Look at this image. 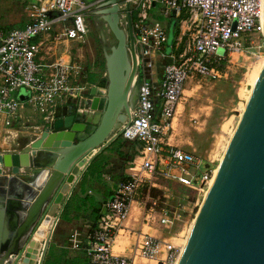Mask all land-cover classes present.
I'll return each instance as SVG.
<instances>
[{
	"label": "built area",
	"instance_id": "built-area-1",
	"mask_svg": "<svg viewBox=\"0 0 264 264\" xmlns=\"http://www.w3.org/2000/svg\"><path fill=\"white\" fill-rule=\"evenodd\" d=\"M97 2L31 0L25 6L23 26L0 30L1 127L36 130L51 123L68 103H76L79 111L84 110L79 104L86 98L90 85L82 81V65L64 55L50 61L45 58L51 48L48 40L84 41L88 30L86 15ZM126 2L130 3L132 16L137 98L130 119L122 124L117 138L135 143L136 154L129 162L127 177L117 182L112 196L103 203L89 233L86 254L89 264H135L136 258L174 264L180 245L168 239L133 231L129 256L113 252L114 239L136 200L143 208L145 224L169 229L179 222L178 209H172L157 195L161 187L159 179L205 193L203 190L213 174L209 163L201 171L204 160L170 144L169 132L189 79L225 76L233 56L248 66L262 57L260 0H124L123 3ZM156 3L163 16L179 19L183 31L184 39L169 48H166V28L150 16ZM122 16L126 25L125 11ZM35 114L39 115V121L34 122ZM81 244L79 232L73 229L67 247L78 249Z\"/></svg>",
	"mask_w": 264,
	"mask_h": 264
},
{
	"label": "water",
	"instance_id": "water-1",
	"mask_svg": "<svg viewBox=\"0 0 264 264\" xmlns=\"http://www.w3.org/2000/svg\"><path fill=\"white\" fill-rule=\"evenodd\" d=\"M85 1H98L96 16L107 25L116 43L103 51L105 73L97 82H88L86 98L79 104L83 111L76 103L65 106L51 123L36 129L38 135L21 144L20 151L0 153L2 259L12 249L20 214L32 211L36 220L26 240L42 226H49L41 235L44 245L38 264H42L53 227L73 187L91 161L118 137L137 98L130 3ZM122 11L126 29L120 25ZM259 15L264 36V0H260ZM84 157V166L68 186L67 177ZM44 169L47 174L42 187L21 177ZM23 248L16 249L12 264H17ZM176 264H264V68L204 193Z\"/></svg>",
	"mask_w": 264,
	"mask_h": 264
},
{
	"label": "rangeland",
	"instance_id": "rangeland-1",
	"mask_svg": "<svg viewBox=\"0 0 264 264\" xmlns=\"http://www.w3.org/2000/svg\"><path fill=\"white\" fill-rule=\"evenodd\" d=\"M26 2L27 0H0V30L9 25V16L11 17L12 15L13 19L19 16L17 12L19 10L25 13ZM10 5L12 8H10ZM93 16L92 24L87 27L88 30L82 50V60L84 62L82 64L84 71L82 81H88L89 83L96 82L100 79V76H104L103 51L109 50V47L116 43L115 37L103 20L99 19L96 13ZM159 21L161 22L160 19ZM10 22L13 23L14 21L10 20ZM88 37H91V40L89 39L90 49L86 40ZM261 53L263 57L264 49ZM257 64L258 61L248 66L247 62L244 63L241 58L233 56L232 63L227 64L228 69H226L225 76L219 78H200L199 76H194L186 82L184 98L178 105L177 114L172 123L173 129L169 132L170 143L189 150L196 157L203 159L204 161L200 165L201 171L204 170L205 163H209L211 171L218 166L228 140L240 119L242 105L245 104L252 85L250 83V73ZM25 111L28 113L27 109ZM14 127L18 130V132L16 131L17 133H14V130L0 126L1 154L20 151V144L17 145V143L23 140L30 130H33L31 127ZM11 129L13 128L11 127ZM105 148L103 154L110 157L109 162L112 164L110 169L113 166L116 167L119 172L117 174V171H115V174L120 176L123 167H125L124 165H129L128 161L134 157L131 156L134 151L133 146L117 140L111 142ZM86 169L79 177L73 189L77 187V184L79 186L80 181L85 178ZM4 171L5 173H9L7 168H4ZM158 182L161 187L158 188L157 195L161 199H165L172 209H178L180 220L169 229L160 225L157 226L163 231V237H166L174 244L184 245L204 193H197L190 188L168 180L159 179ZM162 195L165 197L163 198ZM144 231L149 232V229L145 227ZM129 242L130 240H118L121 246L120 249ZM48 260L49 258L45 252L42 264ZM141 261L144 264H156L154 260L141 259ZM31 264H36V260L34 259V263ZM157 264H161V262L159 261Z\"/></svg>",
	"mask_w": 264,
	"mask_h": 264
},
{
	"label": "crops",
	"instance_id": "crops-1",
	"mask_svg": "<svg viewBox=\"0 0 264 264\" xmlns=\"http://www.w3.org/2000/svg\"><path fill=\"white\" fill-rule=\"evenodd\" d=\"M29 1L31 0H27L26 5ZM119 2L121 3V5H124L123 3L124 0H119ZM155 7H157V9H155ZM10 8H12V6ZM159 9L160 6L158 3H156L153 6L152 10L150 11V16L153 19H157V20L160 19L162 24L166 28L167 37H168L166 48H169V45H173L176 41H179L182 38L184 39V37H182L183 31L180 28L178 18H176L173 15L163 16L160 13ZM96 11L97 8L95 6V8L89 14L86 15V22L88 27L92 24V18L94 19L93 14L96 13ZM17 12L19 16L15 17L14 19L12 18L13 17L12 15L11 17L9 16V23H8L9 25H6L1 30H8L13 27L24 25L26 21V12L25 13L21 12V10ZM10 20H13L14 22L12 23L10 22ZM90 38L91 37L86 38L89 49H90V45H89ZM84 41L80 42L77 40H62L57 42L54 40H48L47 43L50 44L49 46L51 48L45 60L50 61L55 59L59 55H64L70 60L77 61L82 65L84 63L82 60V56H83L82 50H83ZM83 77H84V71H83ZM99 78H101V76ZM86 82L88 83V81ZM69 104L71 103H68L66 108H68ZM65 106L66 105L62 106L60 109L61 110L64 109ZM32 118H34V122L39 121L38 114H35ZM17 132L14 130V133ZM28 133L29 134L26 137H24L23 140L17 143V145L28 144L30 140H32V138H35V136L38 135L36 130L30 131ZM169 142H170V137H169ZM109 159L110 157L107 159L108 163H105V165L103 166L102 169L103 171L101 176L99 173L97 175L95 173L87 174L85 179H83L84 180L83 183H81L80 181L79 186L77 184V187H75V189H73L72 191L73 193L71 192V196L69 195L68 199L66 200L63 209L53 227L51 237L48 242V247L46 249V255L48 256L49 261L62 259V260H78L77 262L79 264L89 263V258L86 254V246L89 240V233L95 227L97 219H95L93 216V206L90 203V201L87 200V197L88 199L91 198L93 203L98 205L100 207V210L102 211L103 203L109 197L112 196L114 189L116 188L117 182L121 178L127 177V173H128V165L127 166L124 165L125 167H123V170L121 172L122 174H120V176H117L119 171L114 166L110 169V166L112 164L109 162L110 161ZM129 162L130 160L128 161V164ZM115 171H117V174H115ZM137 199H139V197H137ZM100 210L98 211V214ZM142 215H143V208L142 206H140L139 201L136 200L131 205L128 219L123 223L122 227L120 228L118 234L114 239V243L112 246L114 253L124 254L128 256L131 255L130 246L134 240V235L131 232L133 231L141 230L143 232L151 234L152 236L167 239L166 237H163V231H161L158 228L157 224L154 223H152L151 225L145 224L143 222ZM145 227L149 229V232L144 231ZM73 229H76L79 232L80 238L82 240V244L78 249H71L67 247V240L69 234ZM118 240H130V242L128 244H125L122 247V249H120L121 246L120 243H118ZM141 259L143 258H136L135 264H144L141 261Z\"/></svg>",
	"mask_w": 264,
	"mask_h": 264
},
{
	"label": "bare ground",
	"instance_id": "bare-ground-1",
	"mask_svg": "<svg viewBox=\"0 0 264 264\" xmlns=\"http://www.w3.org/2000/svg\"><path fill=\"white\" fill-rule=\"evenodd\" d=\"M263 68H264V56L262 58H260V60H258V64L255 66V68L250 73V81H251L250 83L252 85H251V89L249 91V94L247 95L246 102L250 96L252 87L254 86V84H255L256 80L258 79ZM246 102H245V104L242 105L240 117L244 111ZM221 159H222V156H221ZM86 160H87V157H84L81 161H79L74 166L71 173L67 177L66 182H67L68 186H70L72 181L80 173V171H81L82 167L84 166ZM219 163H220V161H219ZM219 163H218V165H219ZM217 167H216V169L213 170L212 179L209 181V183L212 182L213 177L216 173ZM46 174H47V170L44 169L40 173H38L37 175H34L32 173H22L21 177L24 180H26L27 182L33 181V184H37L39 187H42L44 182H45L44 178L46 177ZM206 189L207 188H204L203 192H205ZM200 206H201V203H200ZM200 206H199V208H200ZM198 211H199V209H198ZM197 214H198V212H197ZM19 219L20 220L18 223V230H17L15 238L12 241V249L9 250L8 256L6 258H4V259H2V257L0 258V264H12L15 261V256L17 253L16 249L23 247V246H24L23 252H22L21 257L17 261V264H31V263H34V259L36 260V264H38V261L41 257V250H42L43 245H44V240L41 237V235L46 234V232L49 230V226L48 227L42 226V229L40 228L36 233L32 234L30 240H26V238L28 237V234H29V232H30L35 220H36V215L32 211L22 212L20 214ZM194 221H195V219H194ZM189 232H190V230H189ZM189 232H188V235H189ZM186 240H187V238H186ZM186 240H185V242H186ZM185 242H184V244H185ZM183 247H184V245H180V253H181ZM179 256H180V254L178 255L176 262L174 264L177 263Z\"/></svg>",
	"mask_w": 264,
	"mask_h": 264
},
{
	"label": "trees",
	"instance_id": "trees-1",
	"mask_svg": "<svg viewBox=\"0 0 264 264\" xmlns=\"http://www.w3.org/2000/svg\"><path fill=\"white\" fill-rule=\"evenodd\" d=\"M117 140H120L119 138H116L115 140H113V141H117ZM112 141V142H113ZM121 142H123V143H129V144H131L132 146H133V148H134V151L132 152V154L133 155H131L132 157L135 155V153H136V150H135V143H133V142H128V141H121ZM118 143V142H117ZM106 149V148H105ZM104 150V149H103ZM103 150L92 160V162L88 165V167H87V170H86V175L87 174H100V176L102 175V169H103V166L105 165V163L107 162V159L109 158V156L108 155H106V154H103ZM86 175H85V177H86ZM126 177H123V178H121L120 180H122V179H125ZM85 179V178H84ZM83 179L81 180V183H83ZM87 200H89L90 201V203L92 204V206H93V216H94V218L95 219H98V217H99V215L101 214V210H100V207L98 206V205H96V204H94L93 203V201H92V199L90 198V199H88V197H87ZM100 210V212H99V214H98V211ZM78 260H62V259H56V260H52V261H46L44 264H79L78 262H77ZM84 264V263H83ZM89 264V263H88Z\"/></svg>",
	"mask_w": 264,
	"mask_h": 264
},
{
	"label": "flooded vegetation",
	"instance_id": "flooded-vegetation-1",
	"mask_svg": "<svg viewBox=\"0 0 264 264\" xmlns=\"http://www.w3.org/2000/svg\"><path fill=\"white\" fill-rule=\"evenodd\" d=\"M131 19H132V16L130 17V23H131ZM125 20H126V18H125ZM120 25L124 28V29H126V27H127V20H126V25L123 23V16H121L120 17Z\"/></svg>",
	"mask_w": 264,
	"mask_h": 264
}]
</instances>
